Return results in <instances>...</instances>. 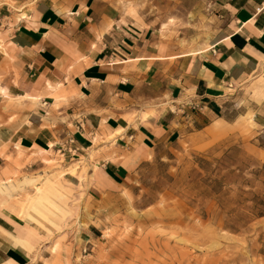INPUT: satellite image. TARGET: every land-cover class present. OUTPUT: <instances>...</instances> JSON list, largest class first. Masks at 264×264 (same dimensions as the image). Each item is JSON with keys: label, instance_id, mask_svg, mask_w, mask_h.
<instances>
[{"label": "crops", "instance_id": "1", "mask_svg": "<svg viewBox=\"0 0 264 264\" xmlns=\"http://www.w3.org/2000/svg\"><path fill=\"white\" fill-rule=\"evenodd\" d=\"M203 3L204 37L171 54L117 0H0V179L20 149L32 170L59 154L77 163L68 183L111 193L160 147L217 127L231 91L264 79V0ZM13 201L0 186V264H42L43 231Z\"/></svg>", "mask_w": 264, "mask_h": 264}, {"label": "rangeland", "instance_id": "2", "mask_svg": "<svg viewBox=\"0 0 264 264\" xmlns=\"http://www.w3.org/2000/svg\"><path fill=\"white\" fill-rule=\"evenodd\" d=\"M117 1L151 25L171 54L204 37L203 0ZM231 92L237 98L217 127L214 121L160 147L111 193L89 194L81 173V183H68L64 174L76 173L77 163L62 168L59 154L37 170L20 149L7 157L2 191L12 194L19 217L43 231L35 259L264 264V79L251 77Z\"/></svg>", "mask_w": 264, "mask_h": 264}, {"label": "built area", "instance_id": "3", "mask_svg": "<svg viewBox=\"0 0 264 264\" xmlns=\"http://www.w3.org/2000/svg\"><path fill=\"white\" fill-rule=\"evenodd\" d=\"M69 152H71L69 149H68Z\"/></svg>", "mask_w": 264, "mask_h": 264}]
</instances>
